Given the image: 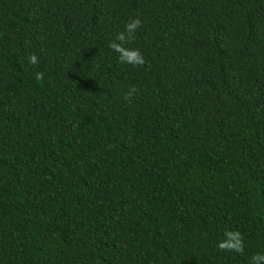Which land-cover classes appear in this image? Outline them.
<instances>
[{
	"label": "trees",
	"instance_id": "1",
	"mask_svg": "<svg viewBox=\"0 0 264 264\" xmlns=\"http://www.w3.org/2000/svg\"><path fill=\"white\" fill-rule=\"evenodd\" d=\"M134 18L143 67L108 47ZM230 230L242 255L218 249ZM255 254L264 0H0V264Z\"/></svg>",
	"mask_w": 264,
	"mask_h": 264
},
{
	"label": "clouds",
	"instance_id": "2",
	"mask_svg": "<svg viewBox=\"0 0 264 264\" xmlns=\"http://www.w3.org/2000/svg\"><path fill=\"white\" fill-rule=\"evenodd\" d=\"M143 26L142 21L138 18L132 19L125 25L123 31L119 32L116 37L109 42L108 47L117 54V58L120 64L130 65L132 67H143L147 61L143 53L136 48H130L129 45L135 39V33L139 28ZM38 58L35 54L29 57V63L32 65L38 64ZM44 73H36V79L38 81L43 80ZM137 90L133 87L125 95V100L133 98ZM225 239L218 244V249L221 251L235 252L243 254L245 250V241L240 231H226ZM264 262V254H255L251 258L250 264H262Z\"/></svg>",
	"mask_w": 264,
	"mask_h": 264
}]
</instances>
